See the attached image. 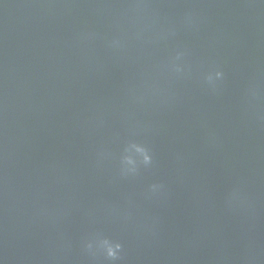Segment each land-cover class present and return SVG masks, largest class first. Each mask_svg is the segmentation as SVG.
<instances>
[{"label": "water", "instance_id": "95a60500", "mask_svg": "<svg viewBox=\"0 0 264 264\" xmlns=\"http://www.w3.org/2000/svg\"><path fill=\"white\" fill-rule=\"evenodd\" d=\"M130 2L0 0V262L104 264L82 247L100 233L123 244L119 264H264V5L150 0L198 28L110 52ZM177 44L193 71L167 79L155 65ZM217 65L212 91L201 73ZM138 142L155 163L121 178Z\"/></svg>", "mask_w": 264, "mask_h": 264}, {"label": "clouds", "instance_id": "9594fccd", "mask_svg": "<svg viewBox=\"0 0 264 264\" xmlns=\"http://www.w3.org/2000/svg\"><path fill=\"white\" fill-rule=\"evenodd\" d=\"M258 2L264 5V0ZM198 24L199 17L194 11L189 10L179 20L173 21L155 9L150 0H131L122 16L117 19L114 34L103 38L104 46L108 51L117 54H126L133 46L139 48L166 46L170 41L175 40L181 31H194L198 28ZM96 38L97 34L94 32L81 35V39L86 41ZM190 56L191 51L187 46L177 44L155 65V69L167 79L188 78L193 71V66L189 62ZM224 79L225 72L219 65L201 73L202 82L212 91H216ZM148 91H152L151 86ZM146 96L147 92L142 91L138 94L136 90L131 91L134 102L143 103ZM100 155L103 157L105 153L102 152ZM118 161V174L124 179L139 176L142 170L150 169L155 163L151 148L142 142L137 143L134 157L129 155L128 149L123 146ZM164 189L163 183H152L145 195L148 198L158 196ZM242 202L239 190H234L227 200L229 207ZM82 247L91 256L102 257L104 264H119L124 251V246L118 239L100 233L85 239Z\"/></svg>", "mask_w": 264, "mask_h": 264}]
</instances>
